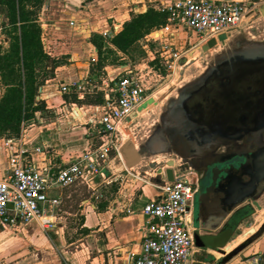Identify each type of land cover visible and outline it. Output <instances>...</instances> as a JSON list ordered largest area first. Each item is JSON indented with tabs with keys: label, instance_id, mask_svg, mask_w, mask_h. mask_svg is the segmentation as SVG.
Masks as SVG:
<instances>
[{
	"label": "crops",
	"instance_id": "obj_1",
	"mask_svg": "<svg viewBox=\"0 0 264 264\" xmlns=\"http://www.w3.org/2000/svg\"><path fill=\"white\" fill-rule=\"evenodd\" d=\"M162 1L173 0H46L39 12L38 23L42 29L43 49L50 57L48 69L53 67L54 75L39 88L36 101L42 102L44 109L25 121L21 138L0 136V179L8 169L6 139H13L14 145L20 140L40 171L63 166L99 143L98 131L89 122L100 119L103 103H76L73 96L82 100L86 94H63L61 86L77 82L91 73L100 78L98 84L103 87V80L111 81L127 71L130 68L128 62L115 67L107 65L103 50L108 45L112 53L125 55L131 48L125 53L120 52L113 47L111 40L133 15L143 14L149 8L158 11ZM242 1H251L258 6L264 3V0ZM5 23L6 19L0 17V38L5 36L2 32ZM162 28L153 30L143 39L152 43L159 41L160 44L168 42L171 46V40L184 43L187 34H194L181 26H170L169 33ZM104 33L109 37H103ZM93 37L100 38L104 44L100 54L103 72L100 73L94 70L98 67L99 56L92 43ZM4 44V47L0 45L7 49L9 39ZM200 45L203 44L199 42L196 46ZM3 93L4 87L0 83V98ZM98 94L104 100L103 92ZM152 98L153 95H149L141 105L154 101ZM112 165L106 182L96 178L91 186L76 183L52 192L60 200L53 229L44 230L35 222L15 229L0 226V264H129L130 259L138 258L146 221L142 209L148 202L159 200V184L154 181L155 172L149 178L137 169L128 170L124 165L126 170L121 174L119 187L111 190ZM81 193L84 196L80 198ZM75 201L80 207L77 212L68 208ZM263 212L264 207L260 213ZM70 217H79L75 220L77 227L67 230L65 222ZM263 224L264 215L247 227L245 235L251 228L260 230ZM233 237L224 247L227 252L236 247H231ZM263 251L264 230L246 247L244 253L248 259L243 263L236 256L223 262V255L205 241L195 244L193 264H247L251 256ZM215 254L220 257L213 256Z\"/></svg>",
	"mask_w": 264,
	"mask_h": 264
},
{
	"label": "water",
	"instance_id": "obj_2",
	"mask_svg": "<svg viewBox=\"0 0 264 264\" xmlns=\"http://www.w3.org/2000/svg\"><path fill=\"white\" fill-rule=\"evenodd\" d=\"M261 18L264 3L248 22ZM218 41L221 50L211 54L205 70L189 80H185L186 70L217 48V41L211 39L203 44L198 56L177 61L174 93L159 106L154 101L141 105L129 121L157 106L158 119L139 141L125 126L129 139L119 154L128 170L146 163L143 175L151 178L150 174L155 172L154 181L160 185L163 178L172 183L175 172H185L180 170V156L174 149L179 145L188 150L190 161L204 164L212 173L217 169L211 167L212 161L224 155L223 149L238 150L229 159L233 161L230 166H225V161L220 163L227 174L226 183L219 186L217 197L200 215V220L208 223L201 229L214 235L213 239L219 238L214 249L227 262L264 230V224L260 230L251 228L239 246L230 252L224 249L236 228L233 221L239 207L258 208L264 198V38L252 37L239 29L229 36L221 35ZM244 136L249 144L257 146L256 151L248 153L247 145L241 144ZM158 157L166 160H155ZM231 166L237 172L232 173Z\"/></svg>",
	"mask_w": 264,
	"mask_h": 264
},
{
	"label": "built area",
	"instance_id": "obj_3",
	"mask_svg": "<svg viewBox=\"0 0 264 264\" xmlns=\"http://www.w3.org/2000/svg\"><path fill=\"white\" fill-rule=\"evenodd\" d=\"M157 9L167 15V24L162 28L165 32L169 33L170 26H181L197 35L200 43L215 39L219 47L218 37L239 30L258 5L242 0H173L160 2ZM103 37L109 36L104 33ZM161 52L169 61L167 69L175 77L177 61L183 55L168 44L162 45ZM149 74L159 77L151 68ZM99 82L97 75L88 73L60 89L63 94L103 92V114L89 122L97 129L99 140L91 150L63 166L40 171L20 140L17 145L13 139L5 140L9 156L8 169L0 179V226L15 229L35 222L44 230L53 229L60 200L52 192L76 183L91 186L96 178L109 180L110 166L120 156L119 149L124 144V128L149 97L150 88L143 70L136 68H129L111 81L103 80V87ZM158 188L159 200L148 202L142 209L146 221L141 253L129 264H193L190 209L197 185L188 173L175 172L172 183L163 178ZM247 264H264V251L251 256Z\"/></svg>",
	"mask_w": 264,
	"mask_h": 264
},
{
	"label": "trees",
	"instance_id": "obj_4",
	"mask_svg": "<svg viewBox=\"0 0 264 264\" xmlns=\"http://www.w3.org/2000/svg\"><path fill=\"white\" fill-rule=\"evenodd\" d=\"M46 0H0V17L6 19L2 32L9 39V46L0 45V83L4 93L0 98V136L21 138L23 124L34 113L44 109L36 101L39 88L53 77L49 70L50 57L42 45V29L38 23L39 12ZM167 15L149 8L145 13L133 15L130 21L111 40L113 47L127 52L133 45L153 30L165 26ZM98 49V67L104 46L98 37L92 38ZM76 103L101 104L103 97L98 93H86L82 100L73 96Z\"/></svg>",
	"mask_w": 264,
	"mask_h": 264
},
{
	"label": "rangeland",
	"instance_id": "obj_5",
	"mask_svg": "<svg viewBox=\"0 0 264 264\" xmlns=\"http://www.w3.org/2000/svg\"><path fill=\"white\" fill-rule=\"evenodd\" d=\"M259 4V3H258ZM260 5V4H259ZM257 10L255 11V13ZM254 13V14H255ZM250 15L247 17L244 24L241 26L240 30L246 32L248 35L255 37V38H264V18L255 20V21H249V19L254 15ZM248 22V23H247ZM2 34V33H1ZM186 41L173 43L171 40L170 44L172 46V49L176 51L177 53H180L187 59L194 58L198 56L200 51V46L198 43L200 42L199 39L192 33H189L186 35ZM8 39L4 36L3 38H0V44L4 47V43L7 42ZM168 44V42H167ZM177 44V45H176ZM162 43L160 44L159 41L157 42H149L147 39H143L133 45L131 49L124 55L121 53L115 54L112 53V51L109 50V46L106 45V48L103 50V54L106 57V64L109 66H117L124 64L125 62H128L130 64L131 69H138L143 70V74L145 75V83L150 88V91L148 92L149 95H153L152 100L154 102L158 103V106L162 104V102L172 93H174V90L176 89V80L178 77L179 67L176 69V76L170 74L169 69H167V65L169 64V61L164 59V56L162 55L161 48ZM221 50V46L215 48L214 50H211L210 52L205 54L204 59H201L197 61L194 65L189 67L186 70L185 73V80H189L201 72H203L206 68V59L210 57L211 54H214L215 52H218ZM149 68L154 69L159 74V77L152 76L151 74L147 75V72L149 71ZM94 70H98L99 73L103 72L100 67L94 68ZM154 107L148 112L140 115L138 119H132L128 122L126 125V129L130 131V133L136 138V140H140L143 138L144 135L148 132L149 127L158 119L159 115V108ZM124 142H126L129 139V136L126 132H124ZM164 159L163 157H158L155 160H161ZM113 172L110 173L113 177V183L112 189L118 188V183L121 180V174L126 170L125 166L123 164V160L120 156H117L115 161L113 162ZM137 170L141 172L142 174L147 171L146 163H143L140 165ZM152 174V173H151ZM84 194L81 193L80 198L83 197ZM264 207V198L261 201L260 207L256 208L254 211V214L252 216H249L247 219L243 222V224L240 226V234L237 236H234V243L231 245L233 246H239L243 241L244 237H248V235H245L247 233L246 229L247 227L251 226L252 223L255 222L256 218H259L260 216L264 215V212L261 214V208ZM69 210H73L77 212L80 210L79 204H77V201L74 203H71L68 205ZM257 209H259L257 211ZM261 214V215H260ZM79 217H75L72 219L70 217L69 220H67L66 227L68 229L76 228V222L75 220ZM219 240V238L211 239L212 242L211 247H214L215 243ZM246 248L239 252L236 257L238 260L243 263L247 258V255L244 253ZM213 256L220 257L218 254H215Z\"/></svg>",
	"mask_w": 264,
	"mask_h": 264
},
{
	"label": "flooded vegetation",
	"instance_id": "obj_6",
	"mask_svg": "<svg viewBox=\"0 0 264 264\" xmlns=\"http://www.w3.org/2000/svg\"><path fill=\"white\" fill-rule=\"evenodd\" d=\"M247 145V151L248 153H252L256 151L257 146L255 144H249L248 143V137L244 136L242 138V143ZM241 146V145H240ZM239 146V149H240ZM176 153L180 156L179 160V166L181 171H185L189 174L190 179L196 183L197 185V192L195 194L192 207L190 209L191 212V235L193 238L194 246L195 244L204 243L205 241H210L213 239V236L211 233H207L205 229H201V227H206L208 223H205L204 221L200 220V215L203 211V213H206V210L209 209V205L212 203L213 199H215L219 193V186L221 184L226 183V177L227 174L225 171L222 170V166L220 163L226 162L225 166H230V164L233 163V161L229 160L232 158V155L236 153L235 148H231L230 152H226L224 149L222 152L224 155H221L220 157L215 158V160L212 161V168H217L212 173L210 168H206L204 164L202 163H195L194 161H190L188 159L189 152L183 145H179L178 147L174 148ZM239 152V151H238ZM241 152V151H240ZM243 153V152H242ZM244 154V153H243ZM218 164V166H217ZM195 167L196 170H192L191 168ZM232 173L237 172L236 168L231 166V169H229ZM230 178V176H228ZM246 180L247 178L244 177ZM213 184V185H212ZM210 186L212 189H210ZM248 205H244L242 207H239V209L235 213V218L233 221V224H236V228L233 230L232 237L234 235L240 234V226L243 224V222L249 217L254 214V211L256 210V207H250ZM202 213V214H203ZM205 232V233H201Z\"/></svg>",
	"mask_w": 264,
	"mask_h": 264
},
{
	"label": "bare ground",
	"instance_id": "obj_7",
	"mask_svg": "<svg viewBox=\"0 0 264 264\" xmlns=\"http://www.w3.org/2000/svg\"><path fill=\"white\" fill-rule=\"evenodd\" d=\"M228 250V249H227Z\"/></svg>",
	"mask_w": 264,
	"mask_h": 264
}]
</instances>
